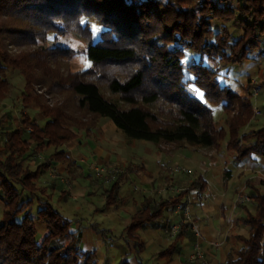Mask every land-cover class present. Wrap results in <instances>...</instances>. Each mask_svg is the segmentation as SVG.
Wrapping results in <instances>:
<instances>
[{"label":"trees","instance_id":"trees-1","mask_svg":"<svg viewBox=\"0 0 264 264\" xmlns=\"http://www.w3.org/2000/svg\"><path fill=\"white\" fill-rule=\"evenodd\" d=\"M193 1L197 7H190ZM92 21L100 27L95 41ZM74 31L87 40L85 55L95 67L62 76L46 58H71L74 50L57 42L49 48L44 44L49 34L56 40ZM1 39L15 46L30 44L34 49L14 55ZM261 39L264 0H0V105L12 85L5 77L7 69L18 70L23 78L17 125L12 126L7 111L0 114V264H97L94 250L79 247L82 233L74 225L82 218L64 216L51 202L56 191L59 200L67 198V185L57 177L48 185L41 181L53 161L66 169L72 166L65 146L77 140L80 131L86 136L92 133L85 116L107 117L127 137L152 144L185 142L209 148L227 134L225 147L234 152L235 160L264 156V126L248 136H237L248 122L251 101L237 98L232 102L235 95L217 77L218 63H213L240 65L258 49ZM187 51L195 54L194 61L185 62ZM110 64L126 65L128 70L125 75H106L96 69ZM99 82L129 107L104 97ZM188 82L202 90L206 102L190 94ZM36 87L44 92L36 93ZM65 91L80 116L61 105L48 107L43 101L44 94ZM206 103L220 104L225 111L236 108L237 117L226 122L225 135L219 137L210 124L212 109ZM145 107H154L155 112ZM33 112L43 117L42 124L30 116ZM163 115L165 121L160 119ZM247 138L246 144H240ZM49 147L53 150L39 161V152ZM139 169L131 162L122 169L116 166L106 185L90 169L95 174L92 181L101 185L102 207L117 208L124 203L120 184ZM190 187L199 191L200 177ZM249 187L253 211L246 210L241 218L248 237L240 238L241 246L227 254L225 264H264V192L250 183ZM182 192L186 190L167 198L158 197L157 191L141 195L118 236L131 244L118 264H129L131 254L141 263L145 244L139 231L160 219L166 207L187 203L179 198ZM34 219L45 224L41 238L36 237ZM91 226L106 235L96 223ZM188 226L182 224L174 238ZM174 250L171 245L161 254ZM192 264L203 263L196 259Z\"/></svg>","mask_w":264,"mask_h":264},{"label":"rangeland","instance_id":"rangeland-1","mask_svg":"<svg viewBox=\"0 0 264 264\" xmlns=\"http://www.w3.org/2000/svg\"><path fill=\"white\" fill-rule=\"evenodd\" d=\"M197 7V1H193L190 4V7ZM3 22L6 21V19H1ZM210 25L212 22H209ZM91 27H92V32H93V41L98 39L99 37V31L100 27L97 26L93 21L91 22ZM216 25H218L216 23ZM216 29V28H215ZM50 37L48 41L45 42L44 46L46 48L50 47L54 43L57 42V44H63L64 46L70 47L71 49L74 50V54L71 58L68 57H57L55 61H53V58H46L47 61L51 62L52 66H55L58 71L62 74V76H65L68 73H74L78 72L81 73L82 70L94 66L87 58L85 55V49L87 46V40L81 37H78L76 34V31L66 33L63 36H58L56 40H53L52 34H49ZM2 43H4V46L6 47V50H9L11 54L17 55L20 52L24 51H29L33 50L34 46L33 45H10L7 41L2 40ZM36 47V46H35ZM196 59L195 54L193 52H186L185 53V62L189 61H194ZM204 62H206V59L204 57ZM210 64H217L218 63V73L217 77L222 78V83L226 84L227 86L230 87L232 93H234L235 97L232 99V102H234L237 98V101L240 99L248 98V100L251 101V109H250V115L247 124L239 131L238 137L241 138V135L244 134H251L253 130L259 129L260 127L264 126V39H261L259 42V47L255 52H250L249 53V58L243 61L240 65L236 64H231V63H224L221 61H214L213 63L209 61ZM54 64V65H53ZM95 67V66H94ZM97 70L103 72L106 75L109 74H124L127 72L128 67L126 65L122 66H115L114 64L110 65H104L101 67H96ZM186 77H191L189 73L186 72ZM5 77L8 78L10 83L12 84L9 89V94L6 96V98L2 101L3 107H0V114L3 111H7L9 113L10 120L12 126H16V120L17 117L20 115V104H19V93L22 90V85H23V78L21 74L19 73L18 70H11L7 69L5 73ZM188 91L190 94L195 97L196 99L200 100L201 102H206L205 98L203 96V92L200 88H197L195 85H193L191 82H188L186 84ZM99 88L100 92L103 94L104 97H106L109 100L112 101H117L119 105L122 107H129L128 104L122 103L118 95L112 94L107 88L104 83L99 82ZM36 93L41 94L44 92V88L42 87H36ZM71 95L69 92H61L59 94L55 93H49V94H44L43 95V101L46 103L48 107H51L52 104L54 105H61L64 107V110L70 114L74 115H79L77 113L78 111L72 106L71 104ZM1 104V105H2ZM208 106L211 107L212 109V119L210 121V124L214 127V129L217 131L218 130V135L219 137L223 134L225 135V132L227 133V124L226 122L232 118V117H237V110L236 108L230 109L225 111L223 107L220 106V104H211V103H206ZM0 105V106H1ZM152 112H155L154 107H145ZM167 109V107H164ZM243 109V108H242ZM244 113H246V110L244 108ZM81 114V113H80ZM80 116V115H79ZM87 119V124H90L91 127H93L92 133L89 136H86L83 131H80L77 141L81 143L82 145V150H95L98 154L102 155L99 150H111L112 152L117 155L118 159H122L121 163H118L116 166L119 169L124 168V166L128 163L127 161L132 160V161H140V159H146L145 165L147 168L144 166L143 170H138L139 176L143 175V178H145V183H141L139 179L134 178V175L130 176L129 179L126 181H122L120 184V190H119V195L124 196L125 201L122 205L117 207L115 210H122L126 211L128 213H131L134 211L135 208H137V203L139 202L141 198V193L143 190L146 188L144 187V184L149 183L150 180H153L154 185L156 186L157 192L160 194H166L169 193L168 191H173L171 190L172 186H175L177 184L173 183V178L174 176L172 173L178 176H184L189 179H192L196 176V171L197 168L192 160V158L195 156V151H203L202 156H199L200 159L207 161L209 158L211 159V162H216L218 157L220 158V161H222V164L224 166L228 165L227 167L229 169H233V167L236 165L235 162H238L239 160L234 159V152L231 149H228L225 147V142L227 141V134L226 137L219 138L217 141V145L213 147H197L194 145L187 144L185 142H179V143H159V144H152L151 142L142 140V139H133L127 137L120 129L114 126L112 121L107 118V117H89L85 116ZM85 119V120H86ZM160 119H163L165 121L166 117L160 116ZM206 120V119H205ZM42 124L43 122H39ZM29 130V129H28ZM247 139L240 141V144H246ZM74 144V143H73ZM76 147L77 143L75 144ZM53 150L52 147H49L45 151H41L40 154L44 156L45 154H49ZM152 150L153 152L156 150H173L174 158H171L173 155L169 156L166 155V153H161L159 154L158 158L160 159H152L150 160L149 158H152L148 155L149 153L146 151ZM167 152V151H165ZM117 153V154H116ZM194 154V155H193ZM179 155V156H178ZM201 155V153H200ZM177 156V157H176ZM115 157V156H114ZM154 157V156H153ZM196 157V156H195ZM116 159V157H115ZM170 159V160H169ZM169 160V161H168ZM234 160V161H233ZM218 160L217 162L220 163ZM243 161V160H240ZM166 162V165H162V163ZM261 164L264 163V161L261 160ZM167 166V168L165 167ZM87 165L84 167L86 172L84 173V177H81L78 179L77 177L72 179L73 175L72 173H69L70 175H67L66 173L64 174H58L57 178H62V182L67 185L68 189V197L71 201L67 202L64 204V200H59L58 193H55L52 195L51 202L53 203L54 207L64 216L71 218V215L65 211L72 210V208H75L74 206H77L80 211L83 213L85 212L86 215L87 213L91 210H93V207L95 209V213L92 215H87V218L93 217H98L97 213L100 206V204L103 203V199L99 196V192L101 191V186L92 184L94 182L92 181H87ZM92 167H96V169H100L102 167L96 166V165H89V169L92 170ZM210 168H215L214 167H209ZM223 168V167H222ZM70 169V168H69ZM104 169V168H103ZM113 170L114 168H110ZM94 170V169H93ZM105 170L102 171L103 175L101 176L104 179V184H108L110 182L111 176L114 173V170ZM150 170V171H149ZM96 172V171H95ZM151 175H150V173ZM172 172V173H171ZM52 174L51 177H49L47 174H43L42 176V182L48 183L52 178H55L54 174L55 172H50ZM110 173V174H109ZM262 176L264 177V171H262ZM95 176V174H93ZM72 176V177H71ZM137 176V175H135ZM170 176V177H169ZM249 175H246L245 177H248ZM170 178L166 179V178ZM231 177V176H230ZM241 176H233L232 179V185L231 189L234 188V186H237L238 184H242L244 177L241 179V183H239V179ZM170 182H169V181ZM248 180V179H247ZM72 181L74 184H72ZM255 181L258 183L259 178H256ZM247 182V181H246ZM254 183V181H248L247 182V189H249V183L250 184H257ZM71 183V184H70ZM169 183H171L170 186ZM81 185V186H80ZM65 186V185H64ZM85 188H82V187ZM176 187V186H175ZM155 188V187H154ZM148 189V188H147ZM245 190V191H246ZM250 190V189H249ZM238 193L236 197L241 198V196L245 195L249 197L248 201H243V202H235V206L238 204L242 203H249L251 204V198H250V193ZM230 191V190H229ZM152 191L151 193H153ZM175 194L177 190L173 191ZM49 193H52L50 190ZM236 195V194H235ZM195 198L192 196H188V199L186 200L193 201ZM235 199V201H236ZM69 210H68V209ZM175 209V206L172 207ZM124 209V210H123ZM111 211V208L104 213H109ZM84 213V214H85ZM0 214H1V205H0ZM34 214V212H33ZM32 217H34L31 214ZM100 216V215H99ZM106 216V217H105ZM105 214L102 218V223L104 225H107L106 223H109L110 225L115 226L117 229L121 228L124 220L120 219L118 220L117 218H114L115 215H110ZM128 216V215H127ZM108 218V219H107ZM90 220V219H89ZM40 224L42 222L34 219V225L37 229H40ZM154 226H151L155 228L156 230V223H151ZM37 232V238L40 237V233L38 230ZM166 235H169V230H166ZM103 236V234H102ZM171 236V235H170ZM104 237H107L105 235ZM103 237V238H104ZM242 244V243H241ZM153 252L152 250H150ZM233 251H235L233 249ZM113 253L115 251L113 250ZM200 254V253H199ZM195 255V254H193ZM119 256V255H118ZM116 256L112 261L110 260L109 264H118L119 257ZM197 256V255H195ZM144 257H148L147 253L144 254ZM204 263V260L202 259L203 257L200 255L199 256ZM199 257L193 259H199ZM106 262H101L100 264H106ZM97 264L98 261H97Z\"/></svg>","mask_w":264,"mask_h":264},{"label":"crops","instance_id":"crops-1","mask_svg":"<svg viewBox=\"0 0 264 264\" xmlns=\"http://www.w3.org/2000/svg\"><path fill=\"white\" fill-rule=\"evenodd\" d=\"M0 107H3V104ZM30 116L34 117L38 123L44 120L38 112H33V114H30ZM17 123L18 117L16 120V124ZM76 143L78 147L75 146ZM65 147V154L72 161V166H70V169H66V166L61 162L53 161L50 163L49 168L43 173L44 175L47 174L49 177H51L52 174L50 172L52 171L55 172L54 177H57L58 174L66 173L67 175H70L69 173L73 172V177L71 176L72 179L76 177L78 179H80L81 177L85 178L84 173L86 172V169L84 167L87 165V181H92L93 174L89 169L90 164L100 166L105 170H109L110 168L116 167V165L118 163H121L122 160L118 159L117 155H115V153L111 150H99L102 155L98 154L95 150H82V145L77 140H73L72 142L66 144ZM146 152L149 153L148 155H152L150 156L152 158H149L150 160L157 159L159 154L161 153H166V155L169 156L173 155L171 158H174V155H176L174 154L173 150H156L154 152L150 150ZM202 152L203 151L198 150L195 151L196 157L194 156L192 158L197 168L196 176L194 178L189 179L184 176L175 175L171 172L174 175L172 176L174 177L173 183L177 182V184L175 185L176 187L170 185L171 183H169V185L172 186L171 190H177L176 194L173 191H168L169 193L166 194H160L157 192L158 197L160 196L162 198H167L176 196L181 191L186 190V192H182L179 197L181 201H184L186 198L188 199V196H192L195 198L190 203L187 200V203L184 204L189 206L188 213L191 217V221H186L183 223L189 225L188 229L183 232L177 239L174 238L175 236H167L166 230L169 229V227L173 223L178 221V218L182 216L183 213L178 217V214L171 206L166 207L164 209L162 217L155 222L156 230L155 228L151 227L154 225L150 223L146 224L139 231L140 238L145 244V250L140 256V264H192L195 260L191 259L190 256L197 251H199V253L203 257V264H225L227 254L233 253V249L236 250L241 246L242 242L240 238L248 237V230L244 225H242L241 218L245 217L246 210L253 211V206L249 203H242L235 206V196H237L239 192H248L250 187L248 190H246L247 182L254 181L255 183L256 178H259V182H256L257 184L252 183L251 185L255 188H258L261 192H264V177L261 174L262 171H264V163H260L261 160L264 161V156L251 157L243 161L235 162L236 165L233 167V169H229L227 167L228 165L224 166L222 164V161H220L221 157L217 158L220 163L217 162L218 160L216 162H211L210 158L207 161L200 159L199 156H202ZM114 156L116 157V159ZM42 157L43 156L39 152V161H42ZM144 161H146V159H140V161L129 160L127 162L139 165V170H143L144 166L147 168ZM163 164L166 165V162L162 163V165ZM214 165L215 168L208 169L209 167H214ZM165 167L167 168V166ZM132 175H134V178L139 179L141 183H145V178H143V175L139 176L138 173H133ZM132 175L130 174V176ZM235 175L241 176L239 179V183H241V179L243 177L244 180L242 179V184H238L231 189L232 179ZM246 175L249 176L245 177ZM169 177L166 179L170 180ZM198 177H200V183L202 184V187L198 189L199 191H197L196 188L190 187V183ZM59 179L60 181H62V178L59 177ZM92 182H94L92 184H96L97 186L100 185L95 181ZM72 184H74L73 181ZM144 187L146 189L143 190L141 195L149 194L152 191H158L156 190V186L154 185L153 180H150L149 183L144 184ZM82 188L85 187L83 186ZM251 191L252 189L249 190V193ZM56 193L58 192L56 191ZM68 195L64 200V204L71 201ZM140 201L141 198L137 203V207ZM0 205L2 204L0 203ZM102 206L103 203L98 206L100 210L98 211L99 213H97L98 217L92 216L91 218H87V215H92V213H95L96 208L94 207L92 211L90 210L87 213V215L85 212L84 214L82 211H80L77 206H74L75 208H72V210H69L67 208L69 211L65 212H67V214L69 213V215H71V218H82V221L80 223L74 225V228L79 227L81 229L82 237L79 244L81 250H94L99 264L106 261V264H109L110 260L112 261L118 255L120 259L131 248L130 243L126 244L122 239H119L118 236L120 235V232L122 231L124 226L128 223L130 216L136 208L131 213H128L126 211H122L121 209L115 212L114 209L116 208L113 206ZM110 208L111 211L109 213H104L105 211H107V209L109 210ZM105 214H108V216L110 215V217H112V215H115L114 218H117L118 220L123 219L124 223L122 227L117 229L115 226L110 225L109 223H106L107 225H104L102 223V218ZM92 223H96L98 229L106 230L107 237L103 238L104 236H102V233H96L91 226ZM39 226L40 229H37L36 227L35 229L39 231V238H41V236L45 232V224L42 223ZM192 226L195 228V230H193ZM196 232L198 233V235L196 234ZM171 245L175 247L174 252L161 254V252H164L168 248V246ZM113 250L115 251V253H113ZM150 250H152L153 252H151ZM145 253H147L148 257H144ZM127 259L129 264H139V262L135 260L133 254L129 255ZM200 259L201 258H199V260Z\"/></svg>","mask_w":264,"mask_h":264},{"label":"built area","instance_id":"built-area-1","mask_svg":"<svg viewBox=\"0 0 264 264\" xmlns=\"http://www.w3.org/2000/svg\"><path fill=\"white\" fill-rule=\"evenodd\" d=\"M94 169V172L97 176H102L103 175V172L104 169L103 168H100V169H96V167H92V170ZM249 200V197L248 196H241V198H237L235 202H243V201H248ZM189 206L188 205H184V204H178L175 206V209L174 211L178 214V217L180 214L183 213L182 216H180L178 218V221H176L175 223H173L170 227H169V235L171 236H174L176 234V232L178 231L179 227L186 221H191V217H190V214L188 213V208ZM193 230H195V228L192 226ZM196 234L198 235V233L196 232ZM195 255H191V259H195L197 257H199L201 254H199V251H197L196 253H194ZM200 258V257H199Z\"/></svg>","mask_w":264,"mask_h":264}]
</instances>
